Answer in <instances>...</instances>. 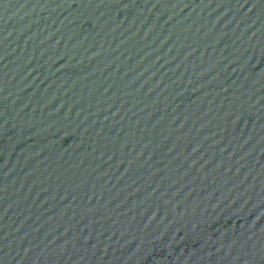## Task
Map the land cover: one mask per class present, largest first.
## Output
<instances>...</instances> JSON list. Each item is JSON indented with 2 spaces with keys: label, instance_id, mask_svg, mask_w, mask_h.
Segmentation results:
<instances>
[{
  "label": "water",
  "instance_id": "1",
  "mask_svg": "<svg viewBox=\"0 0 264 264\" xmlns=\"http://www.w3.org/2000/svg\"><path fill=\"white\" fill-rule=\"evenodd\" d=\"M0 264H264V0H0Z\"/></svg>",
  "mask_w": 264,
  "mask_h": 264
}]
</instances>
